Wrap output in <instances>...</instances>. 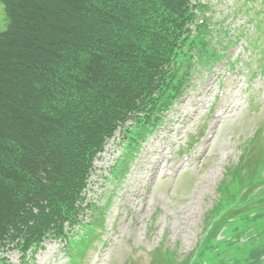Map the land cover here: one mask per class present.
I'll return each instance as SVG.
<instances>
[{
    "label": "trees",
    "instance_id": "trees-1",
    "mask_svg": "<svg viewBox=\"0 0 264 264\" xmlns=\"http://www.w3.org/2000/svg\"><path fill=\"white\" fill-rule=\"evenodd\" d=\"M190 2L5 0L9 23L0 31V248L16 242L27 264L54 237L65 241L68 264L82 263L71 249L86 248L93 238L82 234L78 243L68 240L64 222L80 223L76 204L84 201L98 154L122 131L125 156L110 174L123 180L126 164L154 131L159 114L178 99L188 79L184 76L196 65L187 51L207 65L224 55L205 61L214 42L209 23L196 37L186 36V26L195 18ZM162 82L166 91L159 93ZM262 130L251 140L253 162L246 148L235 168V194L229 205L217 208L209 228L215 230L212 240L186 254L181 264H227L229 259V264H241L250 254L264 264ZM240 196H250L254 206L237 207L246 205ZM167 253L176 258L175 252ZM159 257L154 255L152 264H159Z\"/></svg>",
    "mask_w": 264,
    "mask_h": 264
},
{
    "label": "rangeland",
    "instance_id": "rangeland-1",
    "mask_svg": "<svg viewBox=\"0 0 264 264\" xmlns=\"http://www.w3.org/2000/svg\"><path fill=\"white\" fill-rule=\"evenodd\" d=\"M204 4L218 22L213 23L217 32L204 56L210 59L226 46L225 57L189 70L178 99L159 114V125L128 161L119 182L109 171L126 141L119 130L108 141L95 162L86 191L89 201L78 214L82 226L64 222L68 240L78 243L76 237L85 234L93 238L86 248L71 249L81 264H152L157 254L159 264H181L186 254L212 240L215 230L209 228L216 210L230 204L236 190L235 168L246 148L253 162L251 140L261 128L258 142L264 141V0H204ZM8 21L5 0H0V30ZM237 35L238 42L230 43ZM160 86L158 92L164 93L166 84ZM239 200L247 204L250 196ZM65 245L50 237L27 264H68ZM32 247L35 243L26 249ZM6 248L0 264H21L24 252L13 243ZM167 252H175L176 258ZM240 261L260 260L250 254Z\"/></svg>",
    "mask_w": 264,
    "mask_h": 264
},
{
    "label": "clouds",
    "instance_id": "clouds-1",
    "mask_svg": "<svg viewBox=\"0 0 264 264\" xmlns=\"http://www.w3.org/2000/svg\"><path fill=\"white\" fill-rule=\"evenodd\" d=\"M191 6H192V8L194 9V8H197V6H199V4H204V0H191ZM193 5H196L195 7L193 6ZM6 12H7V9H6ZM8 17V16H7ZM8 23H9V21L6 23V25H8ZM213 23H218V22H216V21H214L213 20ZM212 23V24H213ZM190 24V23H189ZM188 24V25H189ZM210 24V23H209ZM210 26H212V25H208V26H206V28H207V30H208V28L210 27ZM6 28V27H5ZM4 30H6V29H4ZM4 30H0V31H4ZM217 29H213V31H214V35L216 34V31ZM199 32L200 31H198L197 33H195V32H192V33H189L188 31H187V26H186V36H190V37H196L198 34H199ZM238 36V35H237ZM226 47V46H225ZM224 47V48H225ZM187 53H190V55H192L194 58V61H199V57L197 56V53H192L191 51H187ZM196 57H198V58H196ZM212 57V56H211ZM211 57H210V59H211ZM210 59H206L205 61H207V60H210ZM127 124H131V125H133L134 124V121L132 120V121H130L129 123H127ZM120 131V130H119ZM122 132V131H121ZM123 136V135H122ZM127 145V142L125 143V145L124 146H126ZM104 152V151H103ZM103 152L101 153V154H98V156H97V158L100 156V155H102L103 154ZM97 158H96V160H97ZM96 160H95V162H96ZM95 162H94V164H95ZM96 165V164H95ZM113 167V166H112ZM111 167V170L113 169ZM110 172V171H109ZM88 185V187H89V183L87 184ZM88 187L86 188V190H84L83 191V193H82V195L84 196V201L81 203V204H79V201H78V203L76 204L78 207H80V209H81V211L83 210V206L84 205H86L87 203H88V201H89V199H88V197L86 196V191L88 190ZM220 197H221V195H220ZM219 197V198H220ZM80 211V212H81ZM69 223V222H68ZM66 225V224H65ZM100 226V225H99ZM15 245H16V242L14 243ZM6 246H7V244L4 246V247H1L0 248V261H1V258H2V256L5 254V253H3V252H5V250L6 249H8V248H6ZM19 248V247H18ZM20 249V248H19ZM24 259V254H22L21 255V261H20V263L21 264H23L22 263V260Z\"/></svg>",
    "mask_w": 264,
    "mask_h": 264
},
{
    "label": "bare ground",
    "instance_id": "bare-ground-1",
    "mask_svg": "<svg viewBox=\"0 0 264 264\" xmlns=\"http://www.w3.org/2000/svg\"><path fill=\"white\" fill-rule=\"evenodd\" d=\"M227 106V105H226ZM134 163V162H133Z\"/></svg>",
    "mask_w": 264,
    "mask_h": 264
}]
</instances>
